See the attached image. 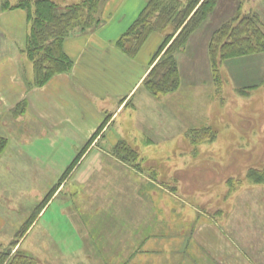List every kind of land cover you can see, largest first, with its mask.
Instances as JSON below:
<instances>
[{
    "label": "rangeland",
    "instance_id": "rangeland-1",
    "mask_svg": "<svg viewBox=\"0 0 264 264\" xmlns=\"http://www.w3.org/2000/svg\"><path fill=\"white\" fill-rule=\"evenodd\" d=\"M52 1L65 6L81 0ZM16 2L0 0V54L10 51L22 57L19 72L27 88L41 87L45 83H29L32 63L23 51L28 21L24 9L12 8ZM107 2L101 0L96 12L101 20ZM250 12L258 14L264 32V0H217L213 12L175 52L179 87L153 95L164 97L155 104L173 109L172 119L130 122L136 135L128 144L138 152L139 171L109 158H95L97 148L86 152L102 127L85 150L88 141L73 143L66 128L46 127L26 99L9 111L0 110V136L6 139L4 149L10 148L5 156H1L4 149L0 152V252H8L4 264H126L130 251L117 242L118 219L113 208L108 211L111 207L102 192L97 193L99 187L170 191L149 193L163 204V231H167L154 241L159 240L156 246L168 245L161 253L152 250V259H147L153 264H264V176L258 172L264 173V53L224 60L219 80L212 74L208 55L212 32ZM96 29H74L67 38ZM167 31L170 28L151 33L144 54L146 49L155 52ZM146 114L140 117L144 120ZM203 128L212 132L203 133ZM195 129L193 140L189 132ZM49 139L53 149L47 147ZM26 143L31 151H23ZM97 144L102 145L99 139ZM249 169H256L254 178L247 176ZM156 212L157 207H142L139 220H151ZM138 224L142 230L152 227ZM200 225L203 244L196 239Z\"/></svg>",
    "mask_w": 264,
    "mask_h": 264
},
{
    "label": "crops",
    "instance_id": "crops-1",
    "mask_svg": "<svg viewBox=\"0 0 264 264\" xmlns=\"http://www.w3.org/2000/svg\"><path fill=\"white\" fill-rule=\"evenodd\" d=\"M146 2L147 0H108L102 11V24L95 31L65 40L64 49L74 61L71 71L52 76L41 87L27 88L19 72L18 63L24 60L22 57H16L10 51L0 54V110L9 111L17 102L26 99L29 107L45 122L46 127L66 128L73 143L87 142L101 126L100 134L86 152L89 150L90 153L97 148L95 158H109L134 170L115 157L111 147L120 140L132 145L136 134L131 132L130 122L134 120L146 122L173 117L171 114L173 109L168 108V105L162 106L163 104H160L162 101H159L160 105L155 104L160 100L157 98L164 97H154L147 89H141L144 87L142 81L154 63L151 60L154 54L152 49H146L144 54L147 41L134 57H128L115 46L117 39L137 18ZM7 44L9 47L11 42L8 41ZM143 110L148 113L143 116L144 120L140 117L144 113ZM6 123L4 121L2 124ZM98 139L102 143L100 146L97 144ZM52 141L53 139L46 141L47 147L51 149ZM104 144L107 148L103 147ZM22 149L31 151L30 143L23 144ZM22 149L18 148L19 151ZM9 151L10 148L6 147L1 156H5ZM144 188L97 189V193L102 192L101 197L107 207H111L108 211L112 212L113 208V213L118 219L115 231L117 242L123 249L130 251L126 264H153V261L147 259L148 256L150 260L152 259L150 256L152 250L158 248L161 253L168 246L166 243H159L156 246L159 240L154 241L157 239L156 235L167 231H163L165 224L163 204L160 200H154L149 193L169 194L170 191L164 187ZM149 205L152 209L157 207L159 212H156L151 220L147 218L146 222H142L139 220L140 208ZM138 222L152 225L154 228L147 227L142 230ZM202 228L200 225L199 233H196V239L200 244H203L199 236ZM150 230H153V233L148 232ZM172 259L176 262V258Z\"/></svg>",
    "mask_w": 264,
    "mask_h": 264
},
{
    "label": "trees",
    "instance_id": "trees-1",
    "mask_svg": "<svg viewBox=\"0 0 264 264\" xmlns=\"http://www.w3.org/2000/svg\"><path fill=\"white\" fill-rule=\"evenodd\" d=\"M100 2L101 0H81L60 6L52 0H17L12 5V8L24 9L27 15L28 30L23 51L32 63L31 86H41L52 76L71 69L72 60L64 52L63 42L74 29L84 31L98 28L102 24L103 20L96 17ZM216 3L217 0H147L137 18L117 39L115 46L133 57L151 33L170 28L154 52V63L142 82L152 95H165L179 87L180 75L175 52L185 46L192 32L213 12ZM256 53H264V32L255 12L233 17L211 34L208 55L215 79L219 78L220 66L224 60ZM206 130L209 128H203L202 132L205 133ZM207 132L212 131L210 129ZM196 133V129L189 132L193 140ZM92 139L86 143L85 150ZM5 145L6 139L0 136V152ZM111 152L134 170L141 169L137 150L126 141L115 143ZM254 170L256 169L247 171L249 178L256 176ZM258 172L260 177L264 176L263 172ZM7 255L8 252H0V264H4ZM19 256L34 260L29 254ZM20 262L22 261L14 264H23ZM25 262L34 264V261Z\"/></svg>",
    "mask_w": 264,
    "mask_h": 264
}]
</instances>
